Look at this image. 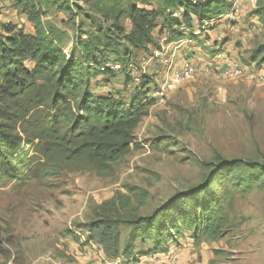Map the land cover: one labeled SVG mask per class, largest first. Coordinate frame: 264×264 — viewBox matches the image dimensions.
Segmentation results:
<instances>
[{"label": "rangeland", "instance_id": "rangeland-1", "mask_svg": "<svg viewBox=\"0 0 264 264\" xmlns=\"http://www.w3.org/2000/svg\"><path fill=\"white\" fill-rule=\"evenodd\" d=\"M35 1L65 52L79 28L92 29L85 0H68L75 14L53 0ZM227 1L231 14L197 30V39L183 26L184 36L171 41L157 18L154 45L129 49L125 66L90 81L94 93L110 94L128 107L142 79L153 83L166 73L153 63L157 49L170 57L171 71L188 60L193 65L190 76L162 99L148 98L149 92L147 101L136 95L134 102L143 105L133 148L108 171H63L17 183L1 180L7 167L0 164V264H264V186L240 192L226 182L214 195H185L201 186L220 160H243L264 180V63H259L262 54L254 56L264 45V18L257 14L264 0ZM0 22L34 30L13 0H0ZM120 23L128 33L130 20ZM112 198V205H105ZM209 205L218 218L227 215L219 238L202 234L195 240L191 230L176 235L169 230L185 217L208 215ZM157 213L159 219L146 223L158 227L161 220L167 237L159 248L154 231L135 237L129 224Z\"/></svg>", "mask_w": 264, "mask_h": 264}, {"label": "trees", "instance_id": "trees-1", "mask_svg": "<svg viewBox=\"0 0 264 264\" xmlns=\"http://www.w3.org/2000/svg\"><path fill=\"white\" fill-rule=\"evenodd\" d=\"M13 1L34 29L27 33L10 22H0V164L7 167L1 180L17 183L54 177L63 171H108L133 148L143 105L134 100L139 94L147 101L152 81L141 80L128 107L110 94L94 93L90 81L113 71L107 68L110 59L125 66L131 59L129 49L154 45L157 18L162 19L161 29L170 31L171 41L184 36L183 26L190 39H197V30H207L232 8L227 0H85L89 9L84 14L93 22L92 29L79 28L72 48L65 52L55 31L42 20L40 2ZM53 3L75 14L76 6L68 0ZM257 14L264 18V5ZM122 18L130 20L128 33L120 23ZM263 49L261 45L254 51V56L262 54L259 63H264ZM26 60L33 65L27 67ZM250 165L240 159L220 160L204 183L185 195L202 197L226 182L240 192L264 186L256 167ZM112 202L113 198L105 205ZM215 209L209 205L204 208L208 215L185 217L180 225L171 223L169 230L175 235L182 229L191 230L195 240L202 234L217 239L227 215L221 213L218 218ZM157 219L158 213L129 224L135 237L154 231L159 248L167 237L159 227L161 220L157 221L159 228L146 223Z\"/></svg>", "mask_w": 264, "mask_h": 264}, {"label": "built area", "instance_id": "built-area-1", "mask_svg": "<svg viewBox=\"0 0 264 264\" xmlns=\"http://www.w3.org/2000/svg\"><path fill=\"white\" fill-rule=\"evenodd\" d=\"M230 14L231 12H229L227 16H229ZM152 58L154 59L153 63L155 64V66L165 69L166 73L162 76L160 75L159 77L155 78V82L151 83L153 84L151 87V90L147 91L149 92L148 98L150 99L151 98L155 100L162 99L163 97H165V95L168 92H170L174 88L176 83H178L180 80H182L185 77H189L193 71V65L190 60L186 61L185 65H183L181 69L171 71L170 57L166 54H163L162 51L158 49L153 53ZM24 63L27 67H31L33 65L32 61L30 60H26ZM119 67H120V64L115 63V62L107 65V68H110L112 70L118 69ZM168 67H169V70H168ZM105 68L106 66L102 67L101 69L104 70ZM167 72L170 73V77L168 76L169 78L166 77ZM173 262H174L173 260H169V261L161 262L158 264H173Z\"/></svg>", "mask_w": 264, "mask_h": 264}, {"label": "crops", "instance_id": "crops-1", "mask_svg": "<svg viewBox=\"0 0 264 264\" xmlns=\"http://www.w3.org/2000/svg\"><path fill=\"white\" fill-rule=\"evenodd\" d=\"M240 0H238V2H239ZM242 2V1H241ZM246 3H248L247 1H246ZM236 4V3H235ZM240 4H244L245 5V3L243 2V3H240ZM237 5H238V3H237ZM248 5H249V3H248ZM221 18V17H220ZM237 27H239L238 25H236ZM244 34V33H243ZM242 35V32L239 34V36L238 37H240ZM245 37V36H244ZM242 39H243V37H242ZM149 47V46H148ZM144 264H153V263H148V262H146V263H144Z\"/></svg>", "mask_w": 264, "mask_h": 264}]
</instances>
